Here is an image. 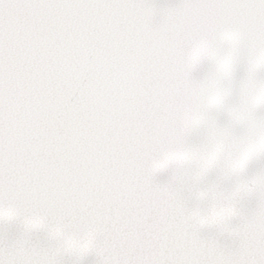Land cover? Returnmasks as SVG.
Instances as JSON below:
<instances>
[{
  "label": "snow or ice",
  "instance_id": "snow-or-ice-1",
  "mask_svg": "<svg viewBox=\"0 0 264 264\" xmlns=\"http://www.w3.org/2000/svg\"><path fill=\"white\" fill-rule=\"evenodd\" d=\"M0 264H264V0H0Z\"/></svg>",
  "mask_w": 264,
  "mask_h": 264
}]
</instances>
